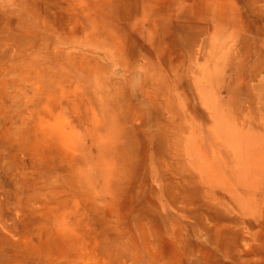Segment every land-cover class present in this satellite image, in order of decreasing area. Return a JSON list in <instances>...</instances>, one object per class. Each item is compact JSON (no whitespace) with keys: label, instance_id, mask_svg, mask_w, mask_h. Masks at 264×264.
Here are the masks:
<instances>
[{"label":"rangeland","instance_id":"rangeland-1","mask_svg":"<svg viewBox=\"0 0 264 264\" xmlns=\"http://www.w3.org/2000/svg\"><path fill=\"white\" fill-rule=\"evenodd\" d=\"M0 264H264V0H0Z\"/></svg>","mask_w":264,"mask_h":264}]
</instances>
